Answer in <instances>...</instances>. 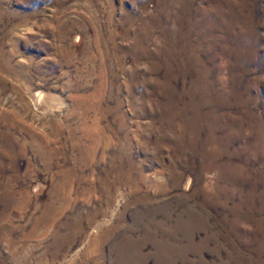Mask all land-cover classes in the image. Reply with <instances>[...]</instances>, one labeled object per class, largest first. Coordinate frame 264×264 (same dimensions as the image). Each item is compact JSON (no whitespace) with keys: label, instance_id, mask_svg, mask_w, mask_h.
I'll return each instance as SVG.
<instances>
[{"label":"rangeland","instance_id":"374dc122","mask_svg":"<svg viewBox=\"0 0 264 264\" xmlns=\"http://www.w3.org/2000/svg\"><path fill=\"white\" fill-rule=\"evenodd\" d=\"M0 264H264V0H0Z\"/></svg>","mask_w":264,"mask_h":264}]
</instances>
